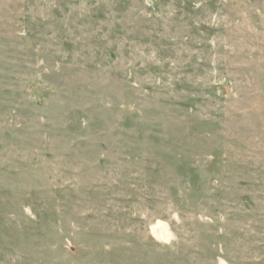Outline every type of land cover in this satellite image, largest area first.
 <instances>
[{
  "label": "rangeland",
  "instance_id": "374dc122",
  "mask_svg": "<svg viewBox=\"0 0 264 264\" xmlns=\"http://www.w3.org/2000/svg\"><path fill=\"white\" fill-rule=\"evenodd\" d=\"M0 264H264V0H0Z\"/></svg>",
  "mask_w": 264,
  "mask_h": 264
}]
</instances>
